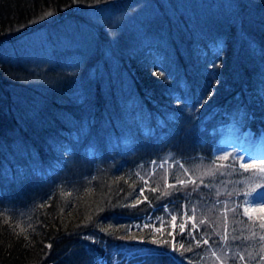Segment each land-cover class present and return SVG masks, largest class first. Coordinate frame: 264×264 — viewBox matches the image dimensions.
I'll return each instance as SVG.
<instances>
[{
	"label": "trees",
	"instance_id": "trees-1",
	"mask_svg": "<svg viewBox=\"0 0 264 264\" xmlns=\"http://www.w3.org/2000/svg\"><path fill=\"white\" fill-rule=\"evenodd\" d=\"M126 1L0 0V264L110 261L111 248L138 246L136 237L155 244L154 255L116 264H264V212L250 218L240 208L246 191L264 185V171L212 159L223 122L264 132V0L242 1L235 16L224 6L206 13L223 20L225 32L212 68L202 69L190 34L168 36L175 82L126 62L102 76L88 65L83 106L62 101L65 72L46 77L6 56L39 32L68 28L69 16L80 19L89 6L118 3L130 13ZM240 79L247 86L236 94ZM176 86L203 95L188 109L170 96ZM60 133L72 137L69 156L57 162ZM164 203L175 223L162 231L115 219L153 205L165 213Z\"/></svg>",
	"mask_w": 264,
	"mask_h": 264
},
{
	"label": "rangeland",
	"instance_id": "rangeland-1",
	"mask_svg": "<svg viewBox=\"0 0 264 264\" xmlns=\"http://www.w3.org/2000/svg\"><path fill=\"white\" fill-rule=\"evenodd\" d=\"M242 1L249 0H127L126 4H130L129 6L132 8L130 13L121 10L123 7L118 3L105 2V4L92 5L79 11L80 19L76 18L75 14L69 16L68 28L61 27L60 30L50 33L45 29L47 32H39L38 36L33 38L28 37L25 46H23L24 49L12 50V52L6 53V56L13 62H16L18 58L35 68L47 71L46 77L53 71L65 72L67 79L64 84H61L63 86L61 93H64L62 101L66 99L74 105H85V93L87 89L89 92L91 91L89 83L91 69L88 67L91 64L99 66L96 73L99 76L106 74L107 66L110 68L113 63L117 65L126 62L128 66L135 64L134 66L139 69L160 70L164 79L175 82V65L169 52V46L166 44L168 36H175L177 39L181 32L186 33L185 35L190 34L197 44V53L201 62H204L202 69H205L206 66L212 68L225 32L223 20L221 22L218 16L213 17L212 14H208L212 9L220 6H224L231 14L236 13L235 8L237 9ZM133 12L135 13L133 14ZM207 15L213 18L207 19ZM233 15L235 16V14ZM206 20L207 23H205ZM243 35L246 37L245 34ZM22 40L24 41L25 38L23 37ZM249 43L253 47L251 41ZM84 66L88 70L82 72ZM124 73L127 75L126 71ZM243 80L240 79L239 83H236V92L234 91L236 94H239L238 90L244 92V86L247 85ZM20 88L22 89V86L17 91L23 92L24 88L22 90ZM251 92L247 94V100L254 97ZM26 94L32 98L35 97L32 90L27 91ZM169 94L175 97L174 99H181V103L188 109L194 108L195 104L199 102L197 98L203 95L202 93H198L197 96L186 93L183 88L180 89L177 86ZM236 103L244 107L240 95L237 97ZM19 105L25 107L21 103ZM79 116L81 117V115ZM143 119L144 117L140 122ZM225 123L219 125H222L223 130V126H226ZM228 123L227 129L219 134L218 145L214 151L215 156L212 159L218 162L226 160L227 164L236 160V163L243 167L256 164L261 170L264 169V133H255L250 127L243 126L238 121L232 120ZM62 132L65 133V131ZM63 133H60V137L57 138L58 144L54 147L59 152L57 162H60L65 156H69L67 137L72 136L67 133L65 137ZM98 162L99 160H96L95 157L94 163ZM171 163L172 161L165 160L163 166L166 168ZM156 166H152L149 173ZM183 172L187 175V168H184ZM145 179L144 177L143 180ZM249 193H253V195L264 193V186L255 188L243 196L241 206L246 215L252 214L259 206L264 207V197L252 200ZM164 210L168 212L166 215L154 213V209H152L149 214L139 217L126 218L123 216L115 217V219H127L129 228L150 226L153 231H162L166 226H172L174 220V215L169 213L167 206H164ZM132 241L140 244L138 246H131L128 242L119 244V246L111 248L110 261L103 257L99 262L96 261L97 264H116L119 261L132 263L145 259L138 258L139 256L154 255L155 244L142 242L138 237ZM131 258L137 259L132 260Z\"/></svg>",
	"mask_w": 264,
	"mask_h": 264
},
{
	"label": "snow or ice",
	"instance_id": "snow-or-ice-1",
	"mask_svg": "<svg viewBox=\"0 0 264 264\" xmlns=\"http://www.w3.org/2000/svg\"><path fill=\"white\" fill-rule=\"evenodd\" d=\"M48 14L50 15L51 13ZM262 171H264V169H262ZM248 195L252 198V200H256L258 197H264V193H255V195H253V193H249ZM262 227H264V225H262Z\"/></svg>",
	"mask_w": 264,
	"mask_h": 264
},
{
	"label": "bare ground",
	"instance_id": "bare-ground-1",
	"mask_svg": "<svg viewBox=\"0 0 264 264\" xmlns=\"http://www.w3.org/2000/svg\"><path fill=\"white\" fill-rule=\"evenodd\" d=\"M173 91V90H172ZM218 142H216V144H217Z\"/></svg>",
	"mask_w": 264,
	"mask_h": 264
}]
</instances>
